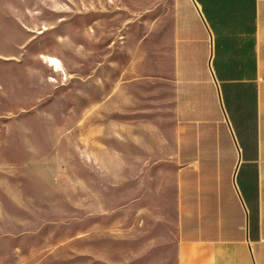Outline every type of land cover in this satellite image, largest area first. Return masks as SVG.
<instances>
[{
    "label": "crops",
    "instance_id": "0c3cea01",
    "mask_svg": "<svg viewBox=\"0 0 264 264\" xmlns=\"http://www.w3.org/2000/svg\"><path fill=\"white\" fill-rule=\"evenodd\" d=\"M122 14L77 10L69 60L48 54L69 68L77 224L117 248L105 264H264V0H150L112 31ZM12 53L0 70L62 116L63 71Z\"/></svg>",
    "mask_w": 264,
    "mask_h": 264
},
{
    "label": "rangeland",
    "instance_id": "374dc122",
    "mask_svg": "<svg viewBox=\"0 0 264 264\" xmlns=\"http://www.w3.org/2000/svg\"><path fill=\"white\" fill-rule=\"evenodd\" d=\"M149 7L150 0H0V18L9 14L15 20L9 39L5 33L11 27L5 19L0 23V58L16 52L13 58L23 60L28 49L42 53L55 71H63L61 77L50 74L51 80L65 83L57 102L64 114L45 123L37 107L49 101L23 96L15 84L14 77L23 81L18 69L9 75L0 70V264H105L104 257L116 255L117 248L103 242L101 227L91 228L88 239L80 218L77 224L71 203L69 68L48 54L67 52L69 60V23L77 10L96 16L121 11L109 21L117 31Z\"/></svg>",
    "mask_w": 264,
    "mask_h": 264
}]
</instances>
